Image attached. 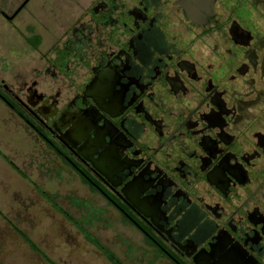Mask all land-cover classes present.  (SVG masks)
Here are the masks:
<instances>
[{
	"label": "flooded vegetation",
	"instance_id": "flooded-vegetation-1",
	"mask_svg": "<svg viewBox=\"0 0 264 264\" xmlns=\"http://www.w3.org/2000/svg\"><path fill=\"white\" fill-rule=\"evenodd\" d=\"M51 51L0 100L174 264H264V0H92Z\"/></svg>",
	"mask_w": 264,
	"mask_h": 264
},
{
	"label": "rangeland",
	"instance_id": "rangeland-1",
	"mask_svg": "<svg viewBox=\"0 0 264 264\" xmlns=\"http://www.w3.org/2000/svg\"><path fill=\"white\" fill-rule=\"evenodd\" d=\"M22 1L0 0V10L9 15ZM25 1L14 18L8 19L0 14V79L8 84L31 79L34 69L49 63L53 58L51 49L54 45L60 46L69 27L80 15L81 5L85 6L92 0ZM34 36L39 37L37 45L30 40ZM46 82L50 84V76L46 77ZM0 156L10 171L5 172L4 182L12 187L6 188L5 192H13L20 200L9 199L0 203V215L11 218L18 229L25 231L48 257L59 264H111L96 246L86 240L72 218L124 264H174L169 258L159 255L139 230L89 187L2 100ZM9 174L11 178L17 177L14 179L16 183ZM36 186L71 219L42 196ZM19 202L22 206H17ZM24 206L28 212L25 210L20 214ZM5 225L9 232L0 228L4 235L2 246L6 242V248L2 247L0 251V264H36L38 256ZM46 263L39 261V264Z\"/></svg>",
	"mask_w": 264,
	"mask_h": 264
},
{
	"label": "trees",
	"instance_id": "trees-1",
	"mask_svg": "<svg viewBox=\"0 0 264 264\" xmlns=\"http://www.w3.org/2000/svg\"><path fill=\"white\" fill-rule=\"evenodd\" d=\"M30 40L34 45H37L39 43V37L38 36H34ZM11 164L18 173L23 175L22 172L13 163H11ZM36 189L42 196H44L49 201H51V203L53 204V206L56 209H58L61 213H63L66 217H68V219H71V217L64 210L60 209V207L52 200V198L50 196H48L44 191H42L37 186H36ZM72 221L78 227V229L82 232V234L84 235L86 240L88 242H90L91 244H93L94 246H96L112 264H124L111 250H109L104 244H102L97 237L93 236L82 225H80L78 222H76L73 218H72ZM8 222L14 228V230L28 243V245L34 251H36L48 264H58L55 261H53L52 259H50L41 249H39V247H37V245L24 232L19 230L12 222H10V221H8ZM150 244L152 245V242ZM152 246H154V245H152ZM156 250H157V253L159 255L165 256V253H163V251L161 249L156 248Z\"/></svg>",
	"mask_w": 264,
	"mask_h": 264
},
{
	"label": "crops",
	"instance_id": "crops-1",
	"mask_svg": "<svg viewBox=\"0 0 264 264\" xmlns=\"http://www.w3.org/2000/svg\"><path fill=\"white\" fill-rule=\"evenodd\" d=\"M5 172H7V173H9L8 172V170L6 169V167H5V160L0 156V203L2 204V203H5V202H8V200L9 199H12L13 201L14 200H19V196H16V194L14 195L13 194V192H5V190H6V188H8V187H12L11 185H6L5 184V182H4V174H5ZM10 178H11V176H10V174L8 175ZM14 177V176H13ZM13 181H14V179H17V177H14V178H11ZM15 183L17 182V181H14ZM19 185V184H18ZM11 200V201H12ZM20 201V200H19ZM9 204V203H8ZM9 205H11V206H13V204L12 203H10ZM17 206H22V202H19L18 203V205ZM22 208H24V209H22L23 211L22 212H20V214L21 213H24V211L26 210L27 211V209H26V206H24V207H22ZM19 211H21V208L19 209ZM28 212V211H27ZM7 215H5V216H1L0 215V218H1V220H2V224H0V228H5L6 229V225L5 224H7V227L9 228L8 230H10V231H13L14 233H16L21 239H22V241L26 244V246L27 247H29V249L32 251L33 249L28 245V243L14 230V228L9 224V222L8 221H10V222H12L14 225H15V223H14V221L11 219V218H8V217H6ZM7 219H6V218ZM3 222H5V224L3 223ZM44 227V226H43ZM20 230H22L21 228H19ZM46 231H50V229H45ZM6 231H7V229H6ZM24 231V230H23ZM7 232H9V231H7ZM24 233L26 234V232L24 231ZM34 243H35V241L28 235V234H26ZM3 238H4V235H2L1 233H0V251L2 250V247H4V248H6V242L4 243V246H2V242H3ZM36 244V243H35ZM37 245V244H36ZM37 247H39L38 245H37ZM40 248V247H39ZM41 249V248H40ZM42 250V249H41ZM43 251V250H42ZM3 252V254L5 253V250H3L2 251ZM34 254H36L37 256H38V258H35V261H36V264H39V261H43V262H45L44 260H43V258L36 252V251H32ZM44 252V251H43ZM45 253V252H44ZM46 254V253H45ZM50 258V257H49ZM106 258V257H105ZM51 259V258H50ZM53 260V259H52ZM53 261H55V260H53ZM56 262V261H55ZM56 263H58V262H56ZM18 264H20V263H18ZM46 264H48V263H46ZM59 264V263H58ZM112 264V263H111Z\"/></svg>",
	"mask_w": 264,
	"mask_h": 264
},
{
	"label": "water",
	"instance_id": "water-1",
	"mask_svg": "<svg viewBox=\"0 0 264 264\" xmlns=\"http://www.w3.org/2000/svg\"><path fill=\"white\" fill-rule=\"evenodd\" d=\"M14 14H15V12H14L12 15L7 16V18H8V19L12 18ZM225 264H228V263H225Z\"/></svg>",
	"mask_w": 264,
	"mask_h": 264
}]
</instances>
